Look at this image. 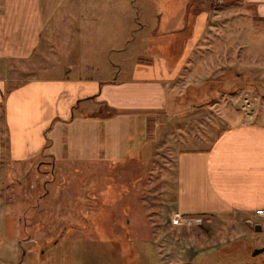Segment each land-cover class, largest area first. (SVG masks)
Listing matches in <instances>:
<instances>
[{
	"label": "rangeland",
	"instance_id": "rangeland-1",
	"mask_svg": "<svg viewBox=\"0 0 264 264\" xmlns=\"http://www.w3.org/2000/svg\"><path fill=\"white\" fill-rule=\"evenodd\" d=\"M31 1L0 0V13L15 6L26 11ZM35 1L43 11L29 14L35 21L63 5L31 60L0 57V264H264V254L253 256L264 247V221L254 220L250 226L226 216L211 222L175 217L176 206L165 203L172 195L174 174L170 143L163 140V149L155 148L157 154L143 175L139 166H117L137 157L134 148L127 152L126 147L130 140L140 141V124L115 135L98 131L93 141L80 133L72 143L81 154L67 153V147L60 153L59 144L56 158L49 148L38 151L45 125L42 106L51 96L40 84L33 93L27 87L60 79L66 67H78L83 78L107 84L132 79L139 63L166 57L175 64L195 36L196 56H213V66L197 62V70L204 68L202 79L211 70L219 72V66L242 68L238 60L243 54L253 69L261 63L259 54L264 56V33L248 21L245 0ZM16 16L21 24L29 20L21 10ZM223 19L232 22V29L219 24ZM195 24L201 28L190 32ZM179 93V99L171 95L170 104L181 101L184 116L194 105L189 97L202 101L207 95ZM224 97L198 117L201 128L211 127L212 137L225 127L224 119L230 123L234 112L225 105L231 99ZM13 121L20 122V144L14 141ZM59 130L55 127V134ZM114 149L126 152L118 156ZM257 224L262 231L255 230ZM232 225L239 229L231 230Z\"/></svg>",
	"mask_w": 264,
	"mask_h": 264
},
{
	"label": "crops",
	"instance_id": "crops-1",
	"mask_svg": "<svg viewBox=\"0 0 264 264\" xmlns=\"http://www.w3.org/2000/svg\"><path fill=\"white\" fill-rule=\"evenodd\" d=\"M34 1H31L32 6L27 7L26 11L15 6L12 10L6 7V11L0 13V57L31 60L43 34L63 5L57 6L53 15H45L43 19L39 16V20L35 21L42 8L41 4ZM244 3L248 21L256 23L257 29L264 33V0H245ZM20 10L27 12L29 18L23 24L16 16ZM31 13L36 16L29 17ZM31 18L34 22H31ZM229 21L223 19L219 24L232 29V22ZM201 25L195 24L190 32H197ZM205 27L204 24V31ZM51 33L55 36L54 31ZM232 35L234 39L237 36L235 32ZM196 41L195 36L188 44L185 55L175 64L171 65L166 57L139 63L132 79L121 82L107 84L102 79L83 78L78 67H66L60 79L27 86L33 93L40 84L42 91L51 96L42 106L45 125L37 139L40 142L38 151L49 148L56 158L59 156L56 151L59 144L60 153L65 149L63 147H67V153L81 154L82 149L77 147V143H72L80 133L86 132L93 141V135L98 131L115 135L121 128L140 124V141L130 140L126 147L127 152L134 148L137 157L117 166L136 165L141 167L142 175L145 174L157 154L155 148L162 150L165 140L172 146L174 156L172 195L165 203L176 206L175 212L193 222H211L212 218L221 216L234 217L235 223L245 221L249 224L256 221L255 211L264 208V56L259 52L262 49L257 52L260 53L258 60L261 61L257 67L249 69L244 61L247 54H243L238 60L243 63L242 68L233 71L227 66H219V72L211 70L210 77L204 80L201 77L204 68L198 65L197 70V62L203 60L206 68L212 65L210 61L213 56H196ZM49 49L55 48L51 46ZM206 60L209 64L205 63ZM74 71L76 76H72ZM222 72L225 73L217 75ZM24 88L21 89L27 90ZM179 91L195 96L200 93L207 95L202 101L196 99L198 96L189 97L194 105L191 112L184 116L181 101L172 107L170 104L172 94L179 99ZM227 96L231 100L225 105L227 109L234 110L230 123L227 118L224 119L227 124L212 137L209 131L211 127L207 128L208 131L201 128L198 117L209 113L208 109L220 105L221 99L224 97L225 101ZM16 106L13 109L16 110ZM8 110L9 107L4 122L6 125L9 124ZM75 110L79 111L78 115H74ZM16 111H13L14 115ZM13 122L15 124L11 122V129L16 135L14 141L20 144V122ZM55 127H60L57 134L54 132ZM47 131L50 139L46 138ZM47 140L51 144L49 147ZM19 144L15 143L17 147ZM141 146L145 148L142 150ZM125 152L124 149L112 151L118 156ZM238 229L237 226L231 227V230Z\"/></svg>",
	"mask_w": 264,
	"mask_h": 264
},
{
	"label": "built area",
	"instance_id": "built-area-1",
	"mask_svg": "<svg viewBox=\"0 0 264 264\" xmlns=\"http://www.w3.org/2000/svg\"><path fill=\"white\" fill-rule=\"evenodd\" d=\"M174 215L177 219H180L182 217V214L180 213H175ZM255 219L264 221V208L257 209L255 211Z\"/></svg>",
	"mask_w": 264,
	"mask_h": 264
},
{
	"label": "water",
	"instance_id": "water-1",
	"mask_svg": "<svg viewBox=\"0 0 264 264\" xmlns=\"http://www.w3.org/2000/svg\"><path fill=\"white\" fill-rule=\"evenodd\" d=\"M249 225H250V226H253V223H252V222H249ZM255 230H257V231H262L263 228H262L261 225H256V226H255ZM260 254H264V247H263V248L256 249V250L254 251V253H253V256L256 257V256H258V255H260Z\"/></svg>",
	"mask_w": 264,
	"mask_h": 264
}]
</instances>
